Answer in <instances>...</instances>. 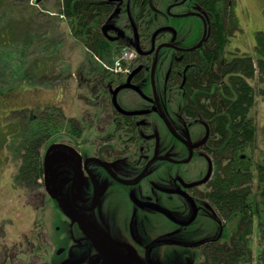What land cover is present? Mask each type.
Segmentation results:
<instances>
[{
  "label": "flooded vegetation",
  "instance_id": "flooded-vegetation-1",
  "mask_svg": "<svg viewBox=\"0 0 264 264\" xmlns=\"http://www.w3.org/2000/svg\"><path fill=\"white\" fill-rule=\"evenodd\" d=\"M79 1L89 48L83 59L99 72L88 79L95 115L67 122L66 137L42 152L43 175L32 184L45 188L46 154L62 144L50 153L56 197L48 195L67 207L66 241L52 264H110L107 254L112 264H213L219 140L192 108L203 77L218 68L216 55L227 54L226 0ZM36 123L0 130L7 139L13 128L28 133L25 125Z\"/></svg>",
  "mask_w": 264,
  "mask_h": 264
},
{
  "label": "rangeland",
  "instance_id": "rangeland-1",
  "mask_svg": "<svg viewBox=\"0 0 264 264\" xmlns=\"http://www.w3.org/2000/svg\"><path fill=\"white\" fill-rule=\"evenodd\" d=\"M229 1L226 0L228 6ZM231 1L235 12L233 15L240 29L233 30L237 32L230 39L227 52L247 54L258 59L256 40L257 34L264 31V0ZM59 4L60 0H41L39 4L35 0H5L0 9L1 19L14 18L17 28H21L20 31L16 29L17 37L22 38L23 45L28 44L27 49L14 50L13 47L15 57L23 59L24 65L35 70L31 77L23 74L13 78L15 68L11 69V63L0 61V89L9 85L11 88L0 91V125L7 124L12 114L19 115L20 111L13 109L34 116V113L40 115L44 109L54 108L57 116H48L53 123L48 125L47 120V130L48 127L50 131L53 129V137L46 142L41 152L51 141H62L66 137L70 129L67 122H89V113L94 116L96 110L90 99L93 92L88 79L99 76V72L85 66L83 57L89 53V48L80 31L77 36L71 33L70 19L61 17ZM232 8L227 9L231 18ZM34 15L39 23L28 37L24 32L27 33V26H33ZM223 19L226 22V17ZM47 31L63 40L62 51L58 49L56 52L50 48L52 42L49 41ZM8 43L11 42L0 43V49H6ZM17 44L22 45L21 42ZM48 64L49 70L45 71ZM256 64L255 76L249 79L256 88L249 114L255 124L256 134L244 153L253 163V170L256 171L254 174L260 175V168L264 166V73L260 65ZM103 65L107 64L104 62ZM103 65L99 68L102 71ZM86 71L89 73L85 74ZM57 118H60L59 122H55ZM25 126L27 131L31 127ZM24 138L25 133L19 127L17 131L8 134L7 139L0 136V264H52L58 258V248L66 241L63 223L66 215L49 197L44 186L29 187L18 181L17 174L23 164L21 146ZM253 185L250 198L254 209V223L249 236L251 255L240 264H264V181L256 176ZM240 217L219 216L222 224L214 236L219 235L220 242H229L238 229Z\"/></svg>",
  "mask_w": 264,
  "mask_h": 264
},
{
  "label": "trees",
  "instance_id": "trees-1",
  "mask_svg": "<svg viewBox=\"0 0 264 264\" xmlns=\"http://www.w3.org/2000/svg\"><path fill=\"white\" fill-rule=\"evenodd\" d=\"M4 2L5 0H0V9L4 6ZM59 5L60 14L65 13L66 16L73 17L70 19L71 33L77 36L79 31L81 32L82 25H84L81 16V1L61 0ZM231 13L232 18L229 13V27L233 31L236 28V21L233 12ZM79 14L80 18L78 17ZM14 21V18L6 20L0 17V39L2 40L0 43L11 42L7 44L5 50L0 49V61L11 63V69L12 67L15 68L13 78L15 75L20 76L23 74H28V77H31L30 75L35 70L29 65H24L23 59L15 57L14 50L18 48L20 50L27 49L28 44L23 45L22 38L17 37V30L20 31L21 28H17ZM32 23L33 26L26 27L27 33L24 32L28 37L36 30L35 25L39 23V19H35V15L32 18ZM218 25L221 26L220 38L224 39L222 25L225 26V23L223 19L222 23L218 21ZM10 33L12 35L6 38ZM47 34L49 41L52 42L50 48L56 52L58 49L62 51L63 40L56 37V34L50 35L49 31H47ZM21 35L23 37V33ZM256 41V49L260 54L259 65L263 74L264 31L257 34ZM18 42H21L22 45H18ZM46 48H48V44H46ZM219 52L215 61L218 68H214L211 75L203 77L202 84H206L205 86L201 85V89L204 92L196 96V105L192 110L194 111L193 115L196 117L202 115L211 123L213 133L219 140L216 144L217 155L219 156L216 158L217 174L216 179H214V190L211 194L214 207L224 218L241 215L238 229L229 243H213L211 245L214 250L212 255L213 264H240L243 261L246 262L251 255L249 236L254 223V209L250 198L254 189L253 181L256 176L264 181V166L260 168V175H255L254 172L256 171L253 170V163L244 153L245 149L253 142L256 134L255 124L249 116L255 100L256 90L249 79L255 76L256 67L254 58L250 55L235 54L232 56V54L227 55L223 50ZM219 56L224 57L220 59ZM38 68L40 69V66ZM48 70L49 64L45 68V71ZM48 109L33 120L24 112L22 114L19 112V115L14 113L10 116L9 122H40L39 124H31L21 146L25 150V154L17 179L26 182L28 185H32L34 181H38L43 175L40 149L43 145L41 138L49 136L47 130V120L50 122ZM55 109L58 110L56 107ZM45 114L46 117H44ZM54 115L57 116V112ZM58 115L62 116V113ZM59 120L60 118H57L55 122H59ZM12 126H15V123H12ZM3 135L0 130V136Z\"/></svg>",
  "mask_w": 264,
  "mask_h": 264
},
{
  "label": "water",
  "instance_id": "water-1",
  "mask_svg": "<svg viewBox=\"0 0 264 264\" xmlns=\"http://www.w3.org/2000/svg\"><path fill=\"white\" fill-rule=\"evenodd\" d=\"M37 1H40V0H37ZM60 146H62V144H53L52 147L48 150L47 155H46V175H45L46 187H47L48 191L51 193V195L55 196V197H56V195L52 191V184H51V182H53V180L50 179L51 177H50V173H49V157H50V153L52 152V150L55 147H60ZM58 200L60 202V206L62 207V209L67 211V207L65 205V202L61 198H59ZM92 236L97 240V242L99 243L101 248L104 250V244L102 242H100L97 234L94 233V234H92ZM107 258H108L109 263L112 264L109 254H107Z\"/></svg>",
  "mask_w": 264,
  "mask_h": 264
}]
</instances>
